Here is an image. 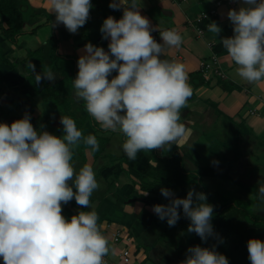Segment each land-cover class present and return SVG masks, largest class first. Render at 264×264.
<instances>
[{
  "label": "clouds",
  "instance_id": "9594fccd",
  "mask_svg": "<svg viewBox=\"0 0 264 264\" xmlns=\"http://www.w3.org/2000/svg\"><path fill=\"white\" fill-rule=\"evenodd\" d=\"M92 7L91 0H48L54 25L63 24L72 34L86 24ZM109 8L123 9V15L118 20L108 16L101 25L102 38L109 40L108 51L91 42L84 45L73 79L77 100L84 102L102 130L124 135L122 148L129 160H136L141 151H163L165 146L170 150L173 144L183 147L190 133L180 122L181 110L193 90L185 65L162 58L166 47H180L182 36L175 29L165 30L158 43L136 0H111ZM227 17L234 34L220 41L236 65V74L250 84L264 82V0H242L239 10L230 9ZM221 30L214 21L208 26L216 36ZM30 66L35 71V65ZM47 78L51 81L55 76L49 72ZM60 123L62 136L44 130L43 125L37 130L27 113L10 125L0 123V258L4 264H106L110 246L98 213L80 210L70 220L62 215V205L73 199L82 209L92 207L90 198L99 188L93 167L84 164L77 172L72 161L80 142L93 152L99 144L95 135L84 136L74 119L61 116ZM148 163L157 166L155 160ZM160 191L169 203L153 205L152 211L169 227L180 219L182 207L190 220L189 233L202 242L217 235L211 223L214 206L206 194L193 188L185 198H178L170 189ZM259 195L264 198V184ZM247 250L251 264H264V240L250 238ZM180 264H229V260L215 245H195Z\"/></svg>",
  "mask_w": 264,
  "mask_h": 264
},
{
  "label": "crops",
  "instance_id": "0c3cea01",
  "mask_svg": "<svg viewBox=\"0 0 264 264\" xmlns=\"http://www.w3.org/2000/svg\"><path fill=\"white\" fill-rule=\"evenodd\" d=\"M24 1V15L27 19L24 23V31L28 34L19 36L17 42H11L7 38L5 32L9 28L8 17L0 15V106L4 110L5 107H10L9 105H12L16 101H19L20 106H25L27 97L22 93V83L28 73L24 74L25 69L23 68L25 67L24 60L30 51L46 44L52 35H56L60 40V54L75 58L78 61L84 45L89 43L88 38L90 36L87 33L89 34L93 29H86L85 24L77 33L72 34L63 24L54 25L55 16L48 11V0ZM104 1L107 0H91L93 7L90 10L87 24L88 22L92 23L91 21L96 22L98 19H101L103 23L104 12L101 6L104 5ZM108 1L111 2V0ZM136 3L137 7L140 8L141 15L149 19L154 29L151 34L158 43H162L160 32L169 29L177 30L183 38V42L179 48L166 47L165 55L162 58L170 61H179L185 65L189 76L188 82L193 90V94L188 99L186 107L181 110L180 121L185 124L190 133L184 146L179 147L187 168L191 170L206 169L209 173L203 176V179H229V177L236 174H245L254 165L252 157L261 159L264 156V82L250 84L242 80L236 74V65L232 62L220 41L222 38L233 36V25L227 17V12L230 9L239 10L242 6V0H136ZM105 7L108 8V6ZM48 14L51 16L50 18ZM122 15L123 9H120L109 16H113L118 20ZM168 17L171 19H168ZM213 21L222 29L217 36L208 31V26ZM37 26L41 27L37 28ZM34 29L35 31L32 33ZM36 39L39 40L36 41ZM104 42L108 45L109 40L102 38L100 29L96 30L95 41L91 40V43L101 46ZM105 51H108V48ZM214 56H216L218 60L217 64L225 77L210 70L209 79H205L201 85H195L191 79V74H203V63L209 62L211 66H214L212 64ZM12 64L20 66L18 68L20 70L13 69ZM52 74L56 80L59 78L57 72H52ZM115 75L117 73L113 72L112 76ZM45 78L49 80L47 75ZM196 79L199 81L198 77ZM72 98L74 99L73 104L75 107L80 109H78L79 118L86 117L87 111L84 102L77 100L75 90L72 93ZM28 101L30 108L32 107V102L35 105L34 114L30 116L31 123L36 122L40 125L33 124V126L37 130H40L41 125H43L44 130L56 136H62L63 131L61 129L63 126L59 121V117L49 121L52 118V114L48 113L42 97L35 95L32 101L30 99ZM18 110L19 106L18 109L15 108L14 111L9 112V118L13 117L11 120L21 119L26 114H21ZM30 110H26L27 114H29ZM54 128L61 129L55 132ZM100 128V125L92 117L84 124V131L86 133L108 138L107 146H111V141L116 134H122L120 132L102 131ZM100 131L101 133H99ZM123 140H125L124 135ZM212 148L217 149L218 154H214ZM165 149H168L167 146H165ZM154 151H142L137 156V165L149 164L148 161L152 160ZM157 151L159 154L163 152L159 149ZM254 153H258V155L255 156ZM260 153H262V156ZM205 156L209 157L208 161H203ZM111 157L113 156L105 151L102 159L106 163ZM222 157L224 159H221ZM115 164L118 166L119 163ZM125 166L130 176L122 173L117 188L122 189V192H126L127 196L137 197V187L135 186L134 189H130L131 183L129 182H131L130 177L135 179L138 177V172L131 166ZM257 166L262 165L258 164ZM107 175L103 174L105 178L107 177L106 179L110 177V175ZM251 178L247 182L257 179L255 174ZM97 191L100 190L98 189ZM99 194L101 193L93 192L95 201L87 211L95 210L98 213L100 218L99 224L106 219H110L111 221L107 222V227L113 229L117 225L115 220L121 219L117 218L118 215H114V198H110L112 196L109 194V191L104 193L103 198H99ZM67 206L69 207L66 208L64 213L67 216L66 218L70 220L69 216L76 213V206ZM136 214L132 215L134 216L133 218L130 217L133 219V224L136 220L142 219L141 225H143L142 229L144 233L138 232L137 236H144L146 244L141 240L140 245L143 246L138 249L139 243H136L137 250L134 251L136 262H134V259L133 262L134 264H147V251L153 252L154 246L151 245L152 243L147 242V235L144 234L149 230L150 217L156 214L153 211H146L145 213L143 211V214ZM140 215L144 218L140 217ZM132 223L130 222L131 225ZM130 224L129 227L131 226ZM108 258L116 262L115 256L114 259L112 257Z\"/></svg>",
  "mask_w": 264,
  "mask_h": 264
},
{
  "label": "trees",
  "instance_id": "16d2710c",
  "mask_svg": "<svg viewBox=\"0 0 264 264\" xmlns=\"http://www.w3.org/2000/svg\"><path fill=\"white\" fill-rule=\"evenodd\" d=\"M109 3L110 2L108 0L104 1V5L101 6L102 11L104 12V19L119 11L109 8ZM105 6H108V8ZM24 8V0L0 1V15L8 17L7 22L9 28L5 33L11 42H17L19 36L27 33L24 31V23L27 21L26 16L24 15ZM48 17L50 18L51 16L48 14ZM39 27L41 26H37V28ZM59 42L60 40L57 36L52 35L46 44L29 52L28 56L24 60L27 69H29V75L22 83V93L31 101L35 95H40L42 97L48 113L52 114V118L49 121L57 119L58 117L60 121L61 116H68L75 120L77 128L82 131L83 135L88 136L89 134L84 131V124L87 120H89V118H91V116L86 113V117L80 119L78 115V111L80 109L75 107L73 104L74 99L72 98V93L74 92L73 79L78 72L77 60L60 54ZM99 47L106 49L108 48V45L104 42ZM31 64L35 65V71H33L30 66ZM49 72H57L59 74V78L50 82L45 78ZM37 76L41 77L39 83L37 82ZM196 77L199 78V81ZM191 79L195 85H201L205 80L203 74L196 75L195 73L191 74ZM31 104L32 107L29 111L30 116L34 114L35 107L33 102ZM10 107H12V105H10ZM0 108V123H8L7 119L9 118V112H12L14 109L12 108L8 111V113H6L2 106H0ZM33 124L38 125L36 122H33ZM94 135L97 138L99 150L93 152L89 146L80 142L78 147L74 149V161L86 154L84 151L90 149L94 160L96 162L101 160V171L110 164H114V175L116 177V180L113 181L112 184L114 189L117 188V180L120 179L122 173H126L130 176V173L126 169L125 165L133 167L138 172V177L136 179L132 178V181L140 187V190L143 192L141 193V196H144L147 199V196L144 194H150L154 197V199H156L157 204L165 205V200L167 199L162 196L160 191L161 188L172 190L178 198H185L188 191L193 188L197 192L206 194L207 202L214 206V214L211 223L213 225L214 232L217 234L216 236L209 237L207 242H202L198 235L195 233H189L187 229L189 227L190 220L183 215L182 207L179 209L180 219L176 225L174 227H169L166 221V224L164 223L166 225L164 232H183L189 246L200 245L201 247L211 248L215 245L216 251L224 254L228 258L229 264H251L248 259L247 241L250 238L264 240V215L252 212L247 213L240 208L238 209L233 203H225L221 196L217 195L216 192L209 190L204 185L203 176L208 175L209 172H207L206 169H188L185 164L184 156L175 145H172L170 150L165 149L162 154H159L157 150L154 151L152 154V160L157 162L156 167H151L149 164L139 166L137 165V159L134 161L129 160L126 155L116 157L114 158V161L112 159H108L107 162L104 163L102 156L104 155L105 146L107 145L109 139L106 137H100L97 134ZM212 152L214 154H218L217 149L212 148ZM141 153L142 151L138 153V155ZM218 156L220 157V155ZM221 159L224 158L222 157ZM115 163H119L118 166H116ZM84 164H86V162H84ZM117 168L118 170L120 169V171H116ZM105 180L108 179L105 178ZM111 189L113 188L109 187L106 191H104V193L110 191ZM73 190L75 191V189ZM115 194L118 195L117 199L123 202H126L125 199L136 201L138 199L137 197L131 196L125 198L119 192H116ZM90 200L91 204L95 201L93 194ZM68 204L71 206H77L75 199ZM83 210L87 211L88 209ZM234 210H239L243 214L245 220L244 223H236L233 218L234 213L237 211ZM74 214L77 213H73L72 215ZM69 217L71 218V215ZM159 220L158 216L155 215L153 222L157 227L161 226ZM140 248H142V246L139 244L138 249ZM167 262L168 261L164 260V264H167ZM0 264H4L2 258H0Z\"/></svg>",
  "mask_w": 264,
  "mask_h": 264
},
{
  "label": "rangeland",
  "instance_id": "374dc122",
  "mask_svg": "<svg viewBox=\"0 0 264 264\" xmlns=\"http://www.w3.org/2000/svg\"><path fill=\"white\" fill-rule=\"evenodd\" d=\"M168 19H171V18L168 17ZM91 22L92 23L88 22V24L86 23V25H85L86 29L93 28L91 30V32H89L90 35L88 34V36H90L88 38L89 42H91V40L95 41L96 30L100 29L97 27H101V25H102L101 19H98V21H96V22H94V21H91ZM23 35H25V34H23ZM23 35H21V36H23ZM37 40H39V39H36V41ZM33 45H35V44H33ZM19 67L20 66H16V65L12 64L13 69L20 70V69H18ZM23 69H25L24 74L28 73V75H29V71H28L29 69H27L26 63H25V67ZM28 75L26 77H28ZM18 106H19L18 112H21V114L27 113L26 110L31 109L29 107V101L26 98L25 106H23V107L20 106L19 101H16L12 104V107H7L8 109L5 107V112L8 113V111L11 110L12 108L18 109ZM11 118H13V117H10L9 119H7L9 125L13 121H15L14 119L11 120ZM54 129L56 130L55 132H57V131H60L61 128L60 129L54 128ZM61 131H63V128L61 129ZM99 133H101V131ZM55 134H57V133H55ZM61 135H63V133ZM99 136L103 137L101 135H99ZM99 142H101V141H99ZM123 142H124L123 135L118 133V134H116V136L111 141V146H109V145L105 146L106 147L105 151H107L108 153H110L113 156V157H111V159L113 161H114V157L116 158V157L125 156V153H124L123 148H122ZM84 152L86 154L81 156L82 158L84 157L83 159L81 157H79L77 160L72 161L76 171L77 172L79 171V169L83 166L84 162H86V164H90L93 167V170L96 174V180L99 184L98 189L100 190V191H97L98 189L95 190L96 193H98V192L101 193V194H99V198H103L104 197V191H106V189H108L109 187L113 188L109 191V194L112 196L110 198H114L113 199V203H115L114 215L116 214V215H118L117 218L122 219V220L121 219L115 220L117 225H115L113 229L107 227V222L111 221L110 219H106V220L102 221V223L100 224L102 234L108 239L109 246H110V251L108 253V257H110V258L112 257L114 259V256H115V261L118 264H125L123 259L120 257L119 254L122 253L125 250V248H130V250L132 252V255H131L132 261L130 262V264L133 262V259H134V262H136L135 257H134V251L137 250V246H136L137 244L136 243L140 244L141 240L143 243H145V239H144V236H137L138 232L144 233V231L142 229L143 225H141L142 219H138V220L135 219L136 221L133 224L132 218L134 216H132V215H135L136 213L137 214H139V213L143 214V211H144V213L146 211L147 212L152 211L151 205H157V201L150 194L146 195L147 199L144 196H141V193H143V192L140 190L139 186L134 184V182L132 181L133 177L132 178L130 177L131 182H129V181L128 182L131 183L130 189H134L135 186L137 187V192H138L136 195L138 198L137 201L125 199L126 202H123V201H120L119 199H117L118 195H115L116 192H119L125 198H128L129 195L127 196L126 192H122L121 191L122 189L121 190L118 188L114 189V187L112 185L113 181L116 180V177L114 175V164H110L108 167H106L104 170L101 171L100 170L101 169L100 165L102 164L101 160L96 162L92 156L90 149H87ZM260 154L262 156V153H260ZM254 155L257 156L258 153H256V154L254 153ZM209 157H210V155H209ZM209 157L205 156L203 158L204 159L203 161H208ZM252 163L256 167L254 165L251 166L248 169V171L243 175L242 174H236L235 176L229 177V179L204 178L203 183L209 190H211L213 192H218L216 194L221 196V198L224 199L225 203H233L238 209L240 208L241 210H244L247 213L252 212V213H258V214L264 215V198H261L259 195V187L261 186V184H264V156L261 159H258V158L255 159L254 157H252ZM258 164L262 165V166H257ZM103 174L104 175L105 174L110 175L108 180H105V176H103ZM254 174H255L257 179L254 181H250V182L248 181L247 182L248 179L249 180L252 179L251 177L254 176ZM236 177L239 179H237ZM120 180L121 179H119L117 181L119 182ZM248 194H249V196H248ZM140 198H143L144 200H140ZM129 200H130V202H128ZM168 203H169V200L166 199L165 205H167ZM67 205H69V204H66L65 206L62 205V215H64L65 218L67 216L64 214V211L66 210L67 207H69ZM80 210H83V209L77 205L76 206V213H78V211H80ZM125 210L127 213L125 212ZM234 211H237L234 213V218H233L236 221V223L237 222H243L244 223L245 220H244L243 214L239 210H234ZM140 217L144 218L142 215H140ZM154 218H155V215L150 217V219H149V230L146 231L144 234V235H147L146 236L147 242L152 243L151 245L154 246L153 252L149 251V250L147 251V256H148L147 264H154V263L155 264H164V260L168 261L167 264H180V262L186 258V251L190 247L188 245L184 235H183V232H181V231L164 232V229L166 227L165 224L167 223L166 220H163V221L159 220L161 223V226L157 227V226H155V224L153 222ZM124 219H126V220H124ZM118 221H120V222H118ZM130 222L132 223V225L130 224ZM129 224L131 225L130 227H129ZM128 228H130L131 230ZM132 229H133V231H132ZM116 230L117 231L120 230L121 232H123V234L125 235V239H124L125 241L124 242L122 241L121 243H116L114 241L113 233ZM131 237H132V239L129 241V239ZM134 262H133V264H134Z\"/></svg>",
  "mask_w": 264,
  "mask_h": 264
},
{
  "label": "built area",
  "instance_id": "2783aa9c",
  "mask_svg": "<svg viewBox=\"0 0 264 264\" xmlns=\"http://www.w3.org/2000/svg\"><path fill=\"white\" fill-rule=\"evenodd\" d=\"M217 63H218V60H217L216 56H214L212 58V64L214 66H211V64L209 62L202 64V71H203V76L205 79H209L210 70H211V72H215L218 75L225 77L224 73H222V71L220 70ZM124 239H125V235L123 234V232H121L120 230H118V231L116 230L114 232V241L116 243H121L122 241L124 242L125 241ZM129 241H130V239H129ZM119 255L123 259L125 264H130V262L132 261V257H131L132 252H131L130 248H125V250L122 253H120ZM104 260L106 261V264H117V262H113L112 260H110L108 258V256H105Z\"/></svg>",
  "mask_w": 264,
  "mask_h": 264
},
{
  "label": "water",
  "instance_id": "95a60500",
  "mask_svg": "<svg viewBox=\"0 0 264 264\" xmlns=\"http://www.w3.org/2000/svg\"><path fill=\"white\" fill-rule=\"evenodd\" d=\"M140 200H144L143 198H140Z\"/></svg>",
  "mask_w": 264,
  "mask_h": 264
}]
</instances>
